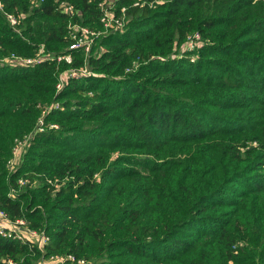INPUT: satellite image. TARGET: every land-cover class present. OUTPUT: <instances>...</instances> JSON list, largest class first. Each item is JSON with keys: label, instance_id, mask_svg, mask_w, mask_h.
Returning a JSON list of instances; mask_svg holds the SVG:
<instances>
[{"label": "trees", "instance_id": "trees-1", "mask_svg": "<svg viewBox=\"0 0 264 264\" xmlns=\"http://www.w3.org/2000/svg\"><path fill=\"white\" fill-rule=\"evenodd\" d=\"M33 1L0 0V210L50 242L0 235V264H264V0H120L88 54L102 0Z\"/></svg>", "mask_w": 264, "mask_h": 264}, {"label": "built area", "instance_id": "built-area-1", "mask_svg": "<svg viewBox=\"0 0 264 264\" xmlns=\"http://www.w3.org/2000/svg\"><path fill=\"white\" fill-rule=\"evenodd\" d=\"M120 0H103L99 3V8L101 9L103 16L101 19V23L103 26V31L96 32L90 30L88 28L81 27L79 25L70 24L69 29L71 30V35L73 40L75 41L74 45L71 46V50H77L79 48L85 49V52L88 54L92 46L95 44V41L102 35L109 36L115 32H123L125 29L126 23V8L121 9V16H119L115 12L116 3ZM44 0H34L33 4L38 5L43 3ZM132 7L134 8H144L149 7L153 9L157 6L158 3L156 0H132ZM1 8V2H0ZM57 10L69 17H73L75 15V8L66 3L60 2L58 3ZM11 24L15 26L18 22L17 19L13 16L9 17ZM201 41L200 34H195L188 39V43L186 46V50L192 51L198 47L199 42ZM48 57L39 56L37 59H20L17 57H13V62L20 65H32L39 63L42 60H45ZM65 60L68 63H71L72 57L71 55L60 57L58 61ZM90 72L87 68H82L79 70H71L61 75L60 82L57 85L58 90H61L64 83L68 78H76L80 79L85 75H89ZM28 147V140H23L17 142L14 150H13V158L10 162L12 168L13 161L21 158L22 152L24 149ZM21 151V155H20ZM23 185V182H20ZM0 235L3 238L15 240L21 243H28L31 247H38L40 249H44L50 242V238L44 232H37L35 230L30 229L27 226L25 220L12 221L7 216V214L0 210ZM66 263H74V264H92L84 259H77V257L73 255L69 256H53L48 259L42 260V264H66ZM8 264H13V262L9 261Z\"/></svg>", "mask_w": 264, "mask_h": 264}, {"label": "rangeland", "instance_id": "rangeland-1", "mask_svg": "<svg viewBox=\"0 0 264 264\" xmlns=\"http://www.w3.org/2000/svg\"><path fill=\"white\" fill-rule=\"evenodd\" d=\"M103 1V0H102ZM101 1V2H102ZM162 1H164V0H162ZM159 4V3H158ZM199 44H201V41L199 42ZM89 71V70H88ZM90 72V71H89ZM25 150V149H24ZM20 155H21V151H20ZM21 158L20 159H16V160H14L13 161V166H14V168H12L11 166H10V168H11V170L12 171H14V170H16V169H18L20 166H21Z\"/></svg>", "mask_w": 264, "mask_h": 264}]
</instances>
